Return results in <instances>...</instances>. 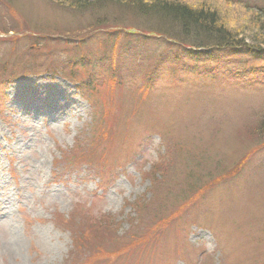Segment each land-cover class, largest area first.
I'll list each match as a JSON object with an SVG mask.
<instances>
[{
    "label": "rangeland",
    "instance_id": "374dc122",
    "mask_svg": "<svg viewBox=\"0 0 264 264\" xmlns=\"http://www.w3.org/2000/svg\"><path fill=\"white\" fill-rule=\"evenodd\" d=\"M58 2L0 0V264H264V59L197 60L150 35L182 41L170 20Z\"/></svg>",
    "mask_w": 264,
    "mask_h": 264
},
{
    "label": "trees",
    "instance_id": "16d2710c",
    "mask_svg": "<svg viewBox=\"0 0 264 264\" xmlns=\"http://www.w3.org/2000/svg\"><path fill=\"white\" fill-rule=\"evenodd\" d=\"M63 2H68L67 7H70L73 11L77 10L78 13L89 11V13L94 16L95 20L99 17H102L98 13L100 10H103L108 4L125 9L131 8L132 11L135 10L138 14H152L156 17H162L170 20L171 22L177 24L178 29L176 30L179 31V34L183 39L182 41L176 39L175 37H170L159 31L153 30L151 32L154 34L156 32L158 35H160L161 38L166 37L168 40L170 39V42L167 43L169 47L176 48L179 50V52H181L182 55H188L192 58H197V60H202L205 59L204 57L206 56L209 57L210 55H213L211 53L216 51L217 47L218 50H230L234 53H239L242 55L245 54L246 56H254L264 59V7L258 5L255 7H251L248 5L245 6L237 2L235 3L234 0H206L208 4L206 3L197 7H191L186 2H177L175 0H59L58 3L63 4ZM219 3H221L220 6L222 5L224 8L228 9L230 7L235 9L238 7V10H236L243 15L242 19H245V21L247 22V26L245 25L244 28H234L230 27L227 23L225 24L222 18V10L217 6ZM114 26L115 27H108V29H110L109 34L111 36H116L119 34L126 35L120 30L123 27L125 28V26H122L120 24ZM139 30L144 31V29ZM3 32L5 34L7 33L6 31ZM30 32L34 34V37H39L41 35L36 31ZM190 35H193L192 40L187 37H190ZM61 36L62 35L54 36V38H45H52V40H55V38H61ZM135 37H141L145 41L156 40L152 37L147 38L141 34H137L135 35ZM62 39H64V36L62 37ZM162 40L163 39H161V41ZM69 62L70 61L63 65L64 61H59L55 64L57 66L54 67L55 69H52L51 66L54 65V63H52L47 67V70L54 71L56 69H60L59 71L56 70V73H64L65 71H67L68 73L73 75L72 69L76 67L77 70V68L83 67L79 66L78 64L76 65L75 63V65L69 64ZM97 64L104 69H109V67L107 66V62L98 61ZM119 65L120 63L116 61V66L118 68H120ZM10 68L7 67L6 69L10 70ZM210 70L211 68L209 69V71ZM56 73L49 72L48 75H56ZM68 81L72 82L71 80ZM73 83L76 84L75 82ZM82 89L83 88L78 84V90L82 92ZM256 127L257 128L255 130L257 131V133H259V140L264 141V119H262V122H260ZM183 164L184 162H180V164L177 166V169L175 170L176 178L174 177L173 180L174 185H178L181 181L178 180V178L180 177L178 172L179 166ZM185 165L187 164L185 163ZM185 170L186 166H183L182 171L183 173H185L184 181L186 184V188L188 189L187 183L189 182V177L187 176V172H185ZM145 207H147V205L145 203L140 204L139 201L134 206V208H136L139 212L144 211Z\"/></svg>",
    "mask_w": 264,
    "mask_h": 264
},
{
    "label": "bare ground",
    "instance_id": "6f19581e",
    "mask_svg": "<svg viewBox=\"0 0 264 264\" xmlns=\"http://www.w3.org/2000/svg\"><path fill=\"white\" fill-rule=\"evenodd\" d=\"M6 250H7V252L10 254V253H14V251H15V249H14V247L12 246V245H10V246H7L6 247Z\"/></svg>",
    "mask_w": 264,
    "mask_h": 264
}]
</instances>
